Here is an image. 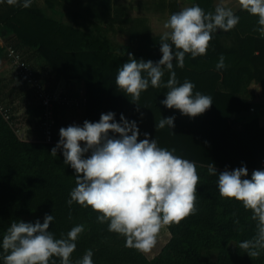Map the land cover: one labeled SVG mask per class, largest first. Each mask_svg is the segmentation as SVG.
<instances>
[{
	"label": "trees",
	"instance_id": "obj_1",
	"mask_svg": "<svg viewBox=\"0 0 264 264\" xmlns=\"http://www.w3.org/2000/svg\"><path fill=\"white\" fill-rule=\"evenodd\" d=\"M190 1L191 6L198 4L206 13L215 9L213 0ZM76 2L77 15L83 21L81 29L51 20L33 4L22 8L0 3L2 33L12 35L20 49L27 50L25 53L33 50L32 54L43 58L45 69L54 75L52 83H47L43 71L20 53L42 76L43 85L54 90L62 80L71 86L70 98L85 99L78 107L58 109L51 144L45 143L42 130L45 109L35 96L31 95L30 103H26L23 121L29 126L27 140H20L16 133L18 126L9 124L0 112V241L13 222L43 223L48 214L55 217L50 231L56 238L66 237L76 225L85 226L76 242L72 264L88 249L94 253V264H264V252L251 257L238 247L256 234L251 212L233 198H222L217 188L218 177L208 172L209 165L216 167L218 173L246 166L250 179L254 170H264L261 119L254 116L241 123L252 115L253 85L264 92V36L256 30L258 18L240 9L235 13L240 17L237 26L228 32L214 33L206 55L193 59L186 54L183 68L173 61L179 83L190 81L195 85L194 93L212 97L210 109L192 118L161 103L169 91L164 86H150L141 93L137 105L116 85L118 70L128 62L129 53L137 60L154 63L162 58L161 36H152L145 23L132 20L127 28L129 44L116 50L100 32V23H114L107 14L110 2ZM46 3L51 10L64 5L71 16V0H46ZM77 15L75 20L79 24ZM90 23L93 27H89ZM221 56L226 68L217 70ZM169 77L170 73L165 71L164 84ZM79 86L84 91L80 96L76 89ZM2 94L0 83V97ZM108 112L116 114L117 122L121 114L136 121L140 140L145 138L144 133H149V139H156L159 147L175 149V155L194 161L197 166L200 177L197 211L178 225L165 226L171 239L152 260L141 251L125 247V239L109 232L107 223H98V213L91 207L86 209L75 202L68 205L70 193L76 187L75 170L65 165L62 150H58L56 157L50 154L60 140L61 128L83 126L85 120L98 122L101 114ZM171 116H175L172 130L167 126L157 129L161 119ZM90 155L91 152L87 153L85 158ZM204 251L217 252L216 260L206 259ZM52 259L60 264L58 258Z\"/></svg>",
	"mask_w": 264,
	"mask_h": 264
},
{
	"label": "clouds",
	"instance_id": "obj_2",
	"mask_svg": "<svg viewBox=\"0 0 264 264\" xmlns=\"http://www.w3.org/2000/svg\"><path fill=\"white\" fill-rule=\"evenodd\" d=\"M5 0H0L4 3ZM10 6L31 7L33 0H6ZM241 10L258 18L260 35L264 36V0H238ZM240 21L226 0H219L213 12H205L198 4L173 13L163 24L167 29L161 36L162 58L158 62L137 60L129 53L128 62L119 68L116 85L131 101L139 105L141 93L150 86L169 89L161 101L169 109L195 118L213 105L212 97L193 92L195 85L185 80L179 83L174 71L183 68L186 54L195 59L207 54L213 34L228 32ZM175 48V51H173ZM217 70L226 68L221 56ZM170 73L166 84L162 78ZM175 127V116L163 118L157 129ZM60 140L51 155L62 150L65 165L75 170L76 187L67 201L98 213L97 222L107 223L108 231L125 239V247L149 252L157 244L164 226L180 224L197 211V185L200 177L194 161L158 146L156 139L144 133L136 121L123 114H101L98 122L85 120L83 126L70 125L59 131ZM84 142V146H81ZM91 152L90 156L86 154ZM210 175L217 176V188L222 198H233L251 212L256 221V234L239 243L251 257L264 252V170H254L249 176L246 166L217 172L209 165ZM54 215L45 214L43 223L19 220L13 222L0 241V264H72V254L85 226H74L66 237L56 238L50 231ZM237 223L239 221H236ZM93 251L88 249L76 264H94Z\"/></svg>",
	"mask_w": 264,
	"mask_h": 264
},
{
	"label": "crops",
	"instance_id": "obj_3",
	"mask_svg": "<svg viewBox=\"0 0 264 264\" xmlns=\"http://www.w3.org/2000/svg\"><path fill=\"white\" fill-rule=\"evenodd\" d=\"M37 1L38 0H33L32 4L35 5ZM76 1L77 0H71L73 9L71 11L70 17L73 21L72 27L74 29H81L82 27L81 22L83 21L80 19L81 16L77 15V13L79 14L78 12L79 8L77 9L76 7V3H77ZM107 1L110 2L109 11L107 12V14L114 21V23H110V24L112 26L113 24L116 23L122 24L121 26H118L119 32L127 36H129L127 33V28L129 27V23H131L132 20L141 21V24L145 23V25L147 26L150 20L151 27H153L154 24L152 23L153 20H157L159 18H169L173 13L179 12L183 8L189 7L192 4L190 0H107ZM213 1H214V7H216L217 3H219V0H213ZM230 1L231 0H226V5H228ZM43 3L47 5L46 0H44ZM124 3H128L131 5L125 6ZM228 7H231L235 13H237L240 10L239 4L236 3V0L234 6L229 5ZM37 8L40 9L42 12L45 11V9L42 8L41 6H38ZM54 11H56L57 13H59L58 11L61 12L67 11L69 13V9L66 8L64 5L62 6L57 5ZM131 11L133 12V15H128V12ZM76 15L80 22L79 24L75 20ZM148 28L150 30L149 26ZM3 30L1 27L0 28V83L3 85V94L0 97V107L9 111V114L12 117V121L14 122V125L18 126V130H25L27 134V132L29 131V126L25 124L23 120L26 116L25 114L27 111L26 103L27 102L30 103L29 99H31V97L34 96V93L32 92V89L24 81H22L19 77H17L16 74L13 72L11 68V64L6 57V49L8 47H14L19 53H21L25 57V59L28 62H30L33 66L41 69L43 71V72L41 71L43 73L41 74L43 75L44 81H46L47 83L51 84L52 81L55 79V77L53 74H51V70L45 69L43 58L41 57L38 58L36 57L35 54H32L31 52H34L33 50H29L28 53L27 52L25 53L24 51L27 50L20 49V45L15 41V39H13L14 37H12V35L3 34L2 33ZM150 33L152 36H162V35H153V31L151 30ZM8 40H11L12 42L9 43L7 42ZM223 41L227 43L228 40L223 39ZM126 45L120 46L117 49H116L117 46L114 48L116 50H120L122 49V47H125ZM28 58L30 59L32 58V60L29 61ZM57 85H61L68 94L70 93L71 86L66 84L64 81L61 80L57 82ZM252 89H254L255 100L258 99V95L259 97L260 95L264 96L263 90L260 86L253 85ZM252 103L255 104L254 101ZM260 123L262 126H264V121L262 122L260 120Z\"/></svg>",
	"mask_w": 264,
	"mask_h": 264
},
{
	"label": "built area",
	"instance_id": "obj_4",
	"mask_svg": "<svg viewBox=\"0 0 264 264\" xmlns=\"http://www.w3.org/2000/svg\"><path fill=\"white\" fill-rule=\"evenodd\" d=\"M6 57L11 64L13 72L24 81L34 92L37 101L44 107V116L42 122V130L45 135V143H53V130L57 124V111L60 107L73 108L78 107L85 102V99H72L61 85H57L54 90L48 89L47 85H43V78L33 66L26 62L23 56L13 47L6 49ZM0 112L3 118L11 125H14L9 111L0 107ZM251 112L254 114L255 109ZM20 140H27L25 130H18L17 132ZM264 168V161L262 163Z\"/></svg>",
	"mask_w": 264,
	"mask_h": 264
},
{
	"label": "rangeland",
	"instance_id": "obj_5",
	"mask_svg": "<svg viewBox=\"0 0 264 264\" xmlns=\"http://www.w3.org/2000/svg\"><path fill=\"white\" fill-rule=\"evenodd\" d=\"M43 1L44 0H38L34 6H36V7L41 6L42 8H44L45 9V11H44L45 15L48 18H50L51 20L61 22L67 26L73 25V21L70 17V14L67 11H65V12L58 11L59 13H57L54 10L51 11L49 9V7L45 3H43ZM236 3L238 4V0H236ZM39 4H41V5H39ZM124 4H125V6L131 5L128 3H124ZM229 5L234 6L235 0H231L227 6H229ZM128 15H133V12L132 11L128 12ZM167 19L168 18H159L157 20H153L152 21V23H154L153 27H151V21L149 20L148 26L150 27V30L153 31V35H162L165 31H167V29H164V27H163V24ZM104 25H107V26H104ZM121 25L122 24L116 23V24H113V26H112L110 24L100 23V32H101L102 36H106L112 42L113 47L117 46L116 49L120 46H124L126 44H129V36L121 34L119 32L118 26H121ZM89 27H93L91 25V23L89 24ZM96 34H98V33L96 32ZM7 42L11 43L12 41L8 40ZM12 74H14V73H12ZM76 89H77V92L79 93V96L84 94V91L81 88V86H79ZM254 102H255V104L251 103V107L255 108L256 113L253 114L251 112L252 115H248V119L241 121V123L248 122L249 118H252L254 116L260 117L261 121L262 122L264 121V96L260 95V97H259V95H258V99L254 100ZM170 239H171V234L169 233V231L164 226L159 233L157 244L149 252H147V253L143 252L144 255L149 260L156 258L162 252L164 247L169 243ZM203 256L210 261H215L217 258V252H206V251H204Z\"/></svg>",
	"mask_w": 264,
	"mask_h": 264
}]
</instances>
